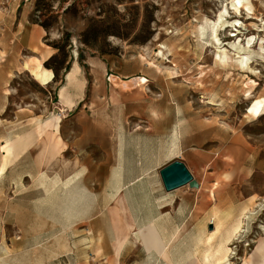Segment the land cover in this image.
I'll return each mask as SVG.
<instances>
[{"label":"rangeland","instance_id":"374dc122","mask_svg":"<svg viewBox=\"0 0 264 264\" xmlns=\"http://www.w3.org/2000/svg\"><path fill=\"white\" fill-rule=\"evenodd\" d=\"M31 25L54 53L43 64L54 77L48 86L24 67L41 60L26 48ZM76 62L104 66L83 70L87 92L75 112L138 114L127 124L139 129L165 112L160 122L194 132L189 148L198 136L204 156L191 161L220 213L206 237L220 254L214 264H244L264 238V115L247 116L264 97V0H0V166L7 143L20 155L0 175V264H74L91 254L76 238L75 212L85 202L94 213L100 202L68 199L58 187L67 164L53 163L77 149L69 148L75 119L58 98ZM137 79L146 93L133 91Z\"/></svg>","mask_w":264,"mask_h":264},{"label":"crops","instance_id":"0c3cea01","mask_svg":"<svg viewBox=\"0 0 264 264\" xmlns=\"http://www.w3.org/2000/svg\"><path fill=\"white\" fill-rule=\"evenodd\" d=\"M43 36L42 28L31 25L26 48L44 64L54 53L39 44ZM93 66L102 69L104 65L73 63L58 94L59 107L75 119L76 127L69 129L74 136L69 148H77L73 159L61 160L64 150L53 161H57L58 169L67 164V175H58L59 190L68 199L80 201L94 195L100 202L94 213L85 202L78 203L80 210L75 215L83 219H76L74 226H82L77 228L76 238L83 246L87 244L84 248L91 249V254L87 259L75 258L73 263L214 264L220 254L213 252L214 242L206 237L217 229L220 213L215 196L212 194L209 202L202 192V167L191 161L194 156H204L198 153L197 134L190 139L195 144L189 148L187 137H193L194 132H188L187 124L160 122L168 120L165 112L150 113L143 129L127 124L129 119H141L138 114L128 117L123 112H104L91 116L75 112L87 92L83 70L94 71ZM33 68L34 64H29L28 72ZM91 145L95 147L92 151L80 149ZM175 160L185 163L199 189L186 186L173 192L165 190L160 170ZM36 164L44 167L38 160ZM213 166L214 159L206 169ZM212 170L210 174H214ZM118 198L124 202V212L114 208Z\"/></svg>","mask_w":264,"mask_h":264},{"label":"bare ground","instance_id":"6f19581e","mask_svg":"<svg viewBox=\"0 0 264 264\" xmlns=\"http://www.w3.org/2000/svg\"><path fill=\"white\" fill-rule=\"evenodd\" d=\"M31 63L34 64V68L31 70V75L36 82H38L41 86H48L49 84L53 82V79H54L53 74L51 73V71L43 67L42 60H38L37 58H32L25 63L24 67L28 68L29 64ZM119 89L121 90L119 91V94L121 96L127 93V90H126L127 86L121 85L119 86ZM133 91L134 92L136 91L135 93H138V94L146 93L147 87L145 85V80L144 79L135 80L133 84ZM118 97L119 96L117 94L113 95L112 96L113 101L117 100ZM263 110H264V97H261L256 100V102L252 105L251 109L249 110L248 115H247L249 121H255L259 119L261 116H263L264 115ZM38 130L41 131L42 128L39 127ZM55 143H56L55 146H59L58 141H55ZM19 156L20 155L16 153L14 147L10 145V143H7V147H5V151H4V157H3V160L0 166V175H3L7 171L9 166L12 164V162L17 160ZM216 186L217 184L214 185V187ZM114 208L120 212L125 211L126 207L124 205L122 198H118L115 201ZM125 223L128 224L129 223L128 220H126ZM117 226H118V229H120L121 223L119 225L117 224ZM240 229L241 231L239 232H242L243 228H239V230ZM262 229L264 232V226H262ZM244 264H264V238H262V240L259 242L253 255L250 256L248 259H245Z\"/></svg>","mask_w":264,"mask_h":264},{"label":"water","instance_id":"95a60500","mask_svg":"<svg viewBox=\"0 0 264 264\" xmlns=\"http://www.w3.org/2000/svg\"><path fill=\"white\" fill-rule=\"evenodd\" d=\"M160 177L167 192H173L186 186L190 189L200 188L199 183L181 160H175L161 169Z\"/></svg>","mask_w":264,"mask_h":264},{"label":"trees","instance_id":"16d2710c","mask_svg":"<svg viewBox=\"0 0 264 264\" xmlns=\"http://www.w3.org/2000/svg\"><path fill=\"white\" fill-rule=\"evenodd\" d=\"M56 49L61 52L63 50V47H56ZM53 58L50 59V61L52 60Z\"/></svg>","mask_w":264,"mask_h":264}]
</instances>
